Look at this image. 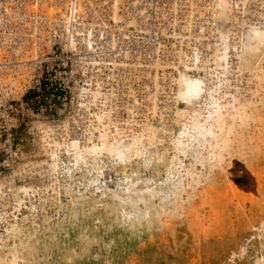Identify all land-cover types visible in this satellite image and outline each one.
Returning <instances> with one entry per match:
<instances>
[{"label": "bare ground", "instance_id": "bare-ground-1", "mask_svg": "<svg viewBox=\"0 0 264 264\" xmlns=\"http://www.w3.org/2000/svg\"><path fill=\"white\" fill-rule=\"evenodd\" d=\"M44 1L41 6L34 0L26 3L28 18L13 3L3 2L5 16L0 10V40L9 39L11 44L5 47L18 56L24 83L13 96L8 94L0 119V264L28 263L29 257L22 254L39 233L37 229L50 236L54 227L49 224L52 207L62 211L57 212L60 220L54 225L60 228L66 222L71 232L84 221L80 216L108 199L107 211L123 234L153 233L164 218L183 213L190 199L199 196V189L219 185L216 169L233 151L232 146H238L240 122L252 118L264 130V115L254 112L264 79V0H207V26L198 28L199 37L192 36L193 17L183 19L188 36L201 41L186 43L189 50H178L174 59H166L161 48L170 46L174 51L179 43L160 39L152 57L142 63L138 60V67L127 62V55L118 59L121 64L117 66L126 69L119 78L108 66L115 68V52L100 58L89 37L84 39V50L77 48L74 32L69 43L57 30L59 5L75 14L82 13V6L73 0ZM119 1L113 0L109 8L114 25L100 23L111 31L121 28ZM190 2L201 13L197 0ZM12 17L20 19V24L12 23ZM177 20L173 28L181 27ZM125 24L138 30L133 21ZM106 31L99 28L103 38ZM52 34L56 35L54 43ZM13 38L21 39V49L13 47ZM108 45L115 49L113 42ZM7 49L0 51L9 57ZM51 54L55 62L46 61ZM90 63L92 73L84 78L81 72ZM100 64L105 66L101 69ZM247 75L252 85L243 93L240 83ZM58 76L65 91L55 101L52 87L58 83L52 85V79ZM118 80L122 84L116 91L112 82ZM70 83L73 88L67 86ZM40 98L46 112L35 117L43 113L37 104ZM33 102L39 112L27 118L25 111L33 109ZM225 186L240 191L230 179ZM63 196L69 197L67 203ZM38 219H43L45 227ZM65 232L58 229L55 233L63 236Z\"/></svg>", "mask_w": 264, "mask_h": 264}, {"label": "rangeland", "instance_id": "rangeland-1", "mask_svg": "<svg viewBox=\"0 0 264 264\" xmlns=\"http://www.w3.org/2000/svg\"><path fill=\"white\" fill-rule=\"evenodd\" d=\"M123 2L124 0L122 2L120 0L118 4L120 5ZM59 6L57 8L60 11L55 9V14L56 12L58 14L63 12L62 4ZM59 15L58 17H60ZM109 16L112 19L111 13ZM247 76L243 83H240V85L242 84L240 88L243 93L248 91L246 88L252 85L250 84L251 82H247L250 77ZM52 81L54 82H52V85L58 83L56 86L54 85L55 88L54 86L52 87V98H56V101L63 98L61 97L62 92L65 90L60 87L62 80L59 76L52 79ZM259 84V93L261 95H258L261 100L259 99L260 101H258L257 99L254 112L261 116L262 114L264 115V111H262L264 110V101H262L264 98V95H262L264 94V79ZM67 86L73 88V83ZM260 87L263 88L261 89ZM49 89H46L48 93H50ZM55 95L57 96L55 97ZM41 100L42 98L39 99V101ZM39 101L37 104H41L42 109L39 106L40 112L43 113L38 114L39 111L37 110L39 108H34L35 105H38H33V102L31 109L36 110L26 109L25 113L28 116L27 114L25 115L27 118H34L36 114L38 115L35 117L45 114L46 105L44 102L41 101L42 103H40ZM43 103L45 106H42ZM31 112L33 113L31 114ZM34 113L36 114L34 115ZM256 126L252 118H248L237 125L239 132L236 134L237 140L235 141H238V146H232L234 147L233 151L235 149L237 151L230 152V155L223 158L218 165L216 169L217 175L221 179L219 185L210 184L208 186L211 189H199V196L190 199L189 203L185 205L184 212L164 218L163 225L156 228V232L147 231L138 236L123 234L113 224L114 216L107 211L110 207V200L108 199H104L103 205L101 204L102 206L100 205V207L95 205L94 207L96 208L93 211L90 207L91 211L85 212L88 214L87 216H80L81 219L85 218L84 221H80L79 226L71 232L66 222L64 223L66 225H61L60 228L54 225V222L60 220L59 216L56 215L57 212L60 211L62 213V211L59 209L55 211V208L52 207L50 210H53V221L50 220L49 224L54 227H51L50 236L45 234L46 230L37 229L39 233L35 231L34 239L31 244L29 243L30 247L28 245V248H25L22 254L24 257H29V259L25 258L28 263L25 261L23 263L264 264V130L262 126ZM261 133L262 135L260 136ZM227 178L239 186L240 191L238 193L233 188L225 186L228 182ZM110 185V188H113L111 183ZM62 199H64L65 203L69 201L68 196H63ZM42 221L43 219H38V223L42 225L41 228L45 227ZM58 229H61L62 232L68 229L69 233L65 232L66 235L63 236L56 234L55 232ZM51 234L54 236L51 237ZM43 243L44 245H42ZM32 245L35 250H32L34 249ZM42 247L44 248L42 249Z\"/></svg>", "mask_w": 264, "mask_h": 264}, {"label": "built area", "instance_id": "built-area-1", "mask_svg": "<svg viewBox=\"0 0 264 264\" xmlns=\"http://www.w3.org/2000/svg\"><path fill=\"white\" fill-rule=\"evenodd\" d=\"M28 1L30 0H0V10L3 9L4 14L1 16H5V8L3 7V2H9L17 6V8L19 9V14L27 17V12L26 10H24V8ZM58 1L61 3L64 0ZM112 1L113 0H73L75 4H77L78 6H82V13H71L70 10H67L66 6H64L62 11L66 12L67 17L61 16L57 17L56 19L59 23V25L57 26V30L61 31L65 38L69 40V43L72 37V33L74 32V38L79 42L77 43V48L80 47L81 49L83 48L85 50L86 42L84 41V39H87L89 37V40H92V46H96L98 51L96 52V54H98L100 58H103V56L110 51L115 52V55H113L112 57V61H116L114 65L115 68L112 67V64H109L108 66L111 68V72L115 75L116 78L123 76L126 71V69H124L123 67L117 66L121 64V62L117 61L118 59L123 60L125 59V55H127V62L138 67L139 65L135 63L138 60L142 63L151 58L153 55L152 51H155V48L158 47L156 43H158L160 39H163L166 42L179 43V45L175 49L176 51H173L174 47L170 46L161 48V54L163 56L165 55L164 57L166 59H174V57H176L175 54L178 50H189L186 47V43H193L194 41H198L199 38L195 39L194 37H192L199 35L198 28L203 25L207 26L206 22H204L205 20H207L205 19L207 18V0H197V5L200 10L199 12L201 13H197L195 8H191V0H124V2L119 6V16L121 17L119 25H121V28H117L114 31H111L108 30L106 26L100 25V23L107 21L114 25V23L110 21L109 18V8L111 7ZM34 4H38V6H41L45 4V1L34 0ZM202 15L203 17H201ZM199 16L202 19H200ZM191 17H193L191 20L192 36L189 37L187 34V30L183 28V19ZM175 18L179 19L176 23L179 24L180 22L181 27L179 26L173 28V22H175ZM11 20L13 21L12 23L20 24V19L12 17ZM38 21L39 23H41L42 19L38 17ZM125 21H128L129 23L133 21V23L137 25L138 30H135V27L133 25H124ZM96 22L98 24H94ZM102 27L107 30L105 32L104 38L102 37V33L99 32V28ZM17 28L19 29V27ZM160 30H164L166 34L168 33V35L162 36ZM114 33L116 35L113 39H111V34ZM203 34L205 33H202V35ZM173 35H175V37ZM55 38L56 35L52 34L51 40L53 41V43L55 42ZM20 40L21 39L13 38V47L21 49ZM110 42H113L115 44V49L112 50L108 45ZM10 44L11 43L9 39H2L0 40V49L6 50L7 48L5 47V45ZM55 45H57V43ZM118 53H121L122 56ZM16 58H18V56L13 54L11 51L9 57L6 52L0 51L1 120L3 119L2 115L5 112V105L9 102V99L7 98L8 94L10 93V96H13L15 94V91H17V88L24 86V83L22 81V74L21 72H19L21 63L19 61H16ZM45 59H47L46 61L49 60V62H55L56 58L54 54H51L47 55ZM103 66L105 65L100 64L101 69ZM35 70L38 71V67ZM91 70L92 68L90 63L89 68L86 69L85 72H81V75L84 78H88L92 73ZM100 70L94 71V74L97 75ZM34 75L35 73L33 74V76ZM99 84L100 86H102L100 80ZM112 84L114 87L113 89L118 91V87H121L122 80L113 81ZM122 116L125 117L126 115Z\"/></svg>", "mask_w": 264, "mask_h": 264}]
</instances>
